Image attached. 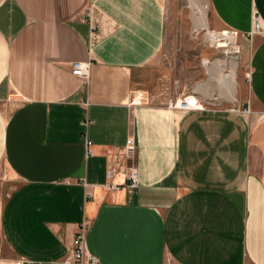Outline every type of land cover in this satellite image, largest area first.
Wrapping results in <instances>:
<instances>
[{"label":"crops","instance_id":"0c3cea01","mask_svg":"<svg viewBox=\"0 0 264 264\" xmlns=\"http://www.w3.org/2000/svg\"><path fill=\"white\" fill-rule=\"evenodd\" d=\"M255 17L264 0H208V30L252 45L250 112L195 91L203 107L178 111L157 93L160 0H0V264H67L83 223L97 264H264Z\"/></svg>","mask_w":264,"mask_h":264},{"label":"rangeland","instance_id":"374dc122","mask_svg":"<svg viewBox=\"0 0 264 264\" xmlns=\"http://www.w3.org/2000/svg\"><path fill=\"white\" fill-rule=\"evenodd\" d=\"M160 3L166 16V36L154 60L160 73L158 95L173 100L191 96L188 102L200 106L202 102L195 91L203 95V105L207 107L249 113L253 105L248 85L252 45L241 44L237 37L228 40L231 37L228 32L212 39L208 27H199L195 8L205 5L208 13V0H160Z\"/></svg>","mask_w":264,"mask_h":264},{"label":"built area","instance_id":"2783aa9c","mask_svg":"<svg viewBox=\"0 0 264 264\" xmlns=\"http://www.w3.org/2000/svg\"><path fill=\"white\" fill-rule=\"evenodd\" d=\"M228 33L233 37H237V34L235 32H228ZM254 34L264 35V29L261 27L260 21L257 17H255L253 20V27L249 35L252 36ZM88 70H89V64L84 65V64L75 63L73 64L72 74L82 79H87L89 77ZM189 97L183 99H175V100L169 99L166 106L168 109L178 110V111H189L193 109H200L203 107L202 105L197 106L194 103L193 104L189 103L188 102ZM89 146H90V142L86 141L87 153H90L88 149ZM127 148H128L127 158L133 161L134 143L131 138L127 140ZM112 173H113L112 171H109L108 175H112ZM126 181H128V185L130 187L137 188L138 178H137V170L134 162L128 166V175ZM110 188L115 189L112 187ZM86 228H87L86 223H83L78 227V230L72 241L70 254L66 258L67 264H97V260L91 256H88L84 250V236H85Z\"/></svg>","mask_w":264,"mask_h":264},{"label":"bare ground","instance_id":"6f19581e","mask_svg":"<svg viewBox=\"0 0 264 264\" xmlns=\"http://www.w3.org/2000/svg\"><path fill=\"white\" fill-rule=\"evenodd\" d=\"M199 2V1H198ZM197 3V2H196ZM200 4V3H199ZM194 5L196 6V4L194 3ZM205 5H198V6H196V8H195V10H196V14H197V20H198V22H199V27L200 28H204V29H207V23H206V10H205ZM208 32H209V37L210 38H212V39H217V38H219V37H222V34H223V32H221V33H216V34H210V31L208 30ZM225 35V34H224ZM228 36V35H227ZM228 38V40H233L234 39V37L233 36H231V37H227ZM219 73V72H218ZM199 87V86H198ZM200 88V87H199ZM229 89V88H228ZM235 99V98H234ZM231 100V99H230Z\"/></svg>","mask_w":264,"mask_h":264}]
</instances>
